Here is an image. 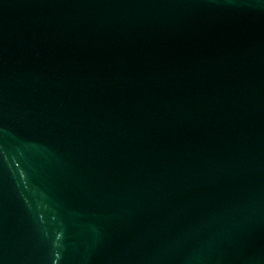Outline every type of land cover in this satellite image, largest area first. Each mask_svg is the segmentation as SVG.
<instances>
[{
  "label": "water",
  "instance_id": "1",
  "mask_svg": "<svg viewBox=\"0 0 264 264\" xmlns=\"http://www.w3.org/2000/svg\"><path fill=\"white\" fill-rule=\"evenodd\" d=\"M0 264H264V0H0Z\"/></svg>",
  "mask_w": 264,
  "mask_h": 264
}]
</instances>
